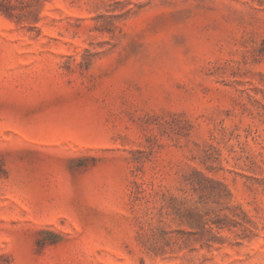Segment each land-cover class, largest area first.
<instances>
[{
  "label": "rangeland",
  "instance_id": "rangeland-1",
  "mask_svg": "<svg viewBox=\"0 0 264 264\" xmlns=\"http://www.w3.org/2000/svg\"><path fill=\"white\" fill-rule=\"evenodd\" d=\"M0 264H264V0H0Z\"/></svg>",
  "mask_w": 264,
  "mask_h": 264
}]
</instances>
